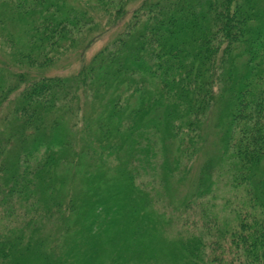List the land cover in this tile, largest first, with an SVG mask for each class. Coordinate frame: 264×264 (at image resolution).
Instances as JSON below:
<instances>
[{"label": "trees", "instance_id": "1", "mask_svg": "<svg viewBox=\"0 0 264 264\" xmlns=\"http://www.w3.org/2000/svg\"><path fill=\"white\" fill-rule=\"evenodd\" d=\"M0 264H264V0H0Z\"/></svg>", "mask_w": 264, "mask_h": 264}, {"label": "rangeland", "instance_id": "2", "mask_svg": "<svg viewBox=\"0 0 264 264\" xmlns=\"http://www.w3.org/2000/svg\"><path fill=\"white\" fill-rule=\"evenodd\" d=\"M100 42H96L95 43V46H99L100 45V43H101V40H99Z\"/></svg>", "mask_w": 264, "mask_h": 264}]
</instances>
